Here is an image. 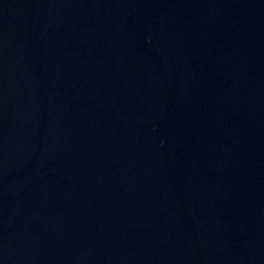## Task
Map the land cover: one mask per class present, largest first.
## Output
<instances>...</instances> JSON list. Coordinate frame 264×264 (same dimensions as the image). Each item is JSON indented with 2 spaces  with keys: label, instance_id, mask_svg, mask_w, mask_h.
<instances>
[{
  "label": "water",
  "instance_id": "95a60500",
  "mask_svg": "<svg viewBox=\"0 0 264 264\" xmlns=\"http://www.w3.org/2000/svg\"><path fill=\"white\" fill-rule=\"evenodd\" d=\"M0 264H264V0H0Z\"/></svg>",
  "mask_w": 264,
  "mask_h": 264
}]
</instances>
